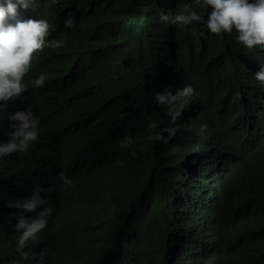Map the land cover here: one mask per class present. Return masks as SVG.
I'll list each match as a JSON object with an SVG mask.
<instances>
[{
  "label": "trees",
  "instance_id": "1",
  "mask_svg": "<svg viewBox=\"0 0 264 264\" xmlns=\"http://www.w3.org/2000/svg\"><path fill=\"white\" fill-rule=\"evenodd\" d=\"M160 8L196 4L36 0L31 7L55 25L49 39L65 45L38 53L29 72L47 73V81L36 88L25 80L27 90L8 102V112L33 110L39 133L26 152L0 161V264H264V92L254 81L264 48L209 33L203 21L171 25ZM69 17L73 28L64 25ZM171 59L197 98L164 144L148 139V125L168 123L153 91ZM8 131L5 118L0 141ZM125 134L134 142L122 149ZM62 172L74 186L65 188ZM37 185L53 213L23 260L14 227L21 210L9 204Z\"/></svg>",
  "mask_w": 264,
  "mask_h": 264
},
{
  "label": "clouds",
  "instance_id": "2",
  "mask_svg": "<svg viewBox=\"0 0 264 264\" xmlns=\"http://www.w3.org/2000/svg\"><path fill=\"white\" fill-rule=\"evenodd\" d=\"M36 0H0V121H9L11 131L6 142L0 141V161L12 153L26 152L38 139L39 117L31 109L8 112V102L21 97L30 82L36 88L42 87L48 79L47 73L31 75L32 62L37 54L47 48H61L63 39H49L55 25L49 18L30 13ZM46 2L48 0H45ZM196 8L169 13L160 8L159 17L171 25L190 26L204 22L209 33L221 35L235 33V39L246 49L264 48V0H194ZM207 19L205 20V16ZM66 28L75 27L74 17L64 21ZM169 61V74L164 83L155 86V101L167 109L168 123L150 120L148 127L154 131L148 139L169 143L176 135L178 119L183 111L190 112L197 98L195 87L186 81L180 67L172 68ZM175 62V61H174ZM171 67V68H170ZM179 77H173L172 72ZM175 74V73H174ZM255 82L264 92V64L255 72ZM42 90V89H41ZM131 134L118 139L120 147L130 148L133 144ZM65 188L74 186L73 180L62 172ZM52 189H48L51 191ZM45 189L35 186L31 193L9 206L20 209L15 215V229L20 233L17 252L23 260L29 257L25 247L29 240L48 225L53 207L42 193ZM40 209L35 217L26 213Z\"/></svg>",
  "mask_w": 264,
  "mask_h": 264
}]
</instances>
